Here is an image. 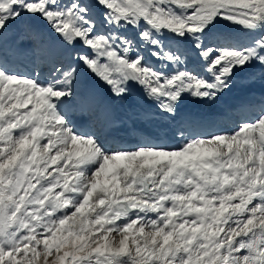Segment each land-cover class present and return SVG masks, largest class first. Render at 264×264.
Listing matches in <instances>:
<instances>
[{
    "label": "snow or ice",
    "instance_id": "1",
    "mask_svg": "<svg viewBox=\"0 0 264 264\" xmlns=\"http://www.w3.org/2000/svg\"><path fill=\"white\" fill-rule=\"evenodd\" d=\"M134 91L133 143L72 119ZM0 264H264V0H0Z\"/></svg>",
    "mask_w": 264,
    "mask_h": 264
},
{
    "label": "bare ground",
    "instance_id": "2",
    "mask_svg": "<svg viewBox=\"0 0 264 264\" xmlns=\"http://www.w3.org/2000/svg\"><path fill=\"white\" fill-rule=\"evenodd\" d=\"M18 62V64L14 65H16V67L18 66L20 71H30L37 65L36 60H33L31 55L21 57ZM260 92L261 88L257 85L254 90L257 101L259 100ZM245 96H247V92L239 88H233V90L228 92L215 106L210 107L207 104H198L193 103L191 100H187L181 106V115L208 114L209 119L215 121L216 125H218L219 122H227L230 118L241 117V110L226 111V105L233 104ZM101 100H103V96H101ZM212 107H214V110H212ZM147 108L148 105L146 104L145 109ZM81 109V105H78L75 110V115L72 116L77 126L90 129H103L105 132L115 129L112 135H117L116 138L118 142L122 140L124 143H133L137 137H142L146 131L153 130L157 127L155 124L149 122L150 116L145 114L142 110L143 107H130V101H115L111 104L107 112L110 113L111 119H113L114 122L112 121L113 123H109V125L107 123L108 121H106L105 113L101 112L100 109L94 110L95 114L99 115V119L96 123H94L92 119L94 115L90 114V111H83L84 109H82V112L80 111ZM108 120L110 121V119ZM109 142L111 143L112 141L110 140Z\"/></svg>",
    "mask_w": 264,
    "mask_h": 264
},
{
    "label": "rangeland",
    "instance_id": "3",
    "mask_svg": "<svg viewBox=\"0 0 264 264\" xmlns=\"http://www.w3.org/2000/svg\"><path fill=\"white\" fill-rule=\"evenodd\" d=\"M31 57H32V59L33 60H36V63L37 64H41V58H40V56L39 55H36V56H32L31 55ZM21 57H19V58H13V62H14V64H18L19 62V59H20ZM15 59V60H14ZM17 61V62H16ZM16 66V65H15ZM17 68H18V66H17ZM19 69V68H18ZM22 69V68H21ZM24 71H26V70H24ZM101 96H103V89H101ZM133 97H135L136 98V100L137 101H139V104L143 107V109H145L146 108V104L143 102V101H140L139 100V96H138V94L134 91L133 92ZM81 107H82V109H84L83 111H90V114H92V115H94L93 117H92V119L94 120V123H96V121L99 119V115H96L95 114V111L94 110H97L98 108H96L95 106H91V105H81ZM139 108H141V107H139ZM82 109L80 110V111H82ZM88 109V110H87ZM99 110V109H98ZM101 110V109H100ZM212 110H214V107H212ZM79 111V112H80ZM82 111V112H83ZM94 111V112H93ZM101 112H103V113H105V118H106V121H108L107 123H108V125H109V123L110 124H112L113 122H114V120L113 119H111V116H110V113L109 112H105V111H103V110H101ZM88 113V112H87ZM94 113V114H93ZM89 114V113H88ZM108 114H109V117H108ZM107 115V116H106ZM98 117V118H97ZM108 117V118H107ZM108 119H110V121L108 120ZM236 119H238V118H230L227 122H219L218 123V125L217 126H222V127H229V126H231L232 124H233V122L236 120ZM113 121V122H112ZM112 134H113V132H112ZM115 137H117V135H115ZM118 142V141H117Z\"/></svg>",
    "mask_w": 264,
    "mask_h": 264
}]
</instances>
